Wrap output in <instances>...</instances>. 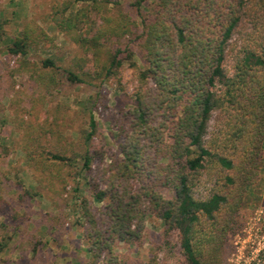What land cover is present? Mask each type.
<instances>
[{
	"label": "rangeland",
	"instance_id": "374dc122",
	"mask_svg": "<svg viewBox=\"0 0 264 264\" xmlns=\"http://www.w3.org/2000/svg\"><path fill=\"white\" fill-rule=\"evenodd\" d=\"M64 1L0 0V264H94L92 247L86 239L89 224L82 217L81 204L87 199L99 214L109 203L108 199L94 202L93 186L97 184L102 191L108 188L116 172L115 162L124 158L120 127L138 104V75L146 69L139 36L156 17L158 0H110L98 4L76 1L69 7L67 14L97 6L84 32L90 29L95 33L109 22L111 31L97 43L98 59L86 54L53 23L54 6ZM92 25L97 28L92 29ZM29 27L34 30V39L28 58L39 64L40 77L29 72L18 74L21 68L14 60L24 57L9 54L13 40L22 38ZM235 39L233 47L235 43L238 47L227 61L230 74L234 56L241 48L240 36ZM118 50L123 66L107 76L102 66L108 65ZM44 60H53L55 67L44 69ZM81 65L91 76V83L68 80L69 71L83 74ZM47 76H53L54 81L49 88H39ZM92 117L97 128L87 142ZM224 121L223 113L214 115L209 139L221 134ZM27 132L40 140L38 151L48 160L44 175L25 163L23 144ZM168 149H163L162 156ZM88 151L94 157L91 169L85 170L83 157ZM54 154L71 158V162L55 161ZM167 163L168 160H159L150 179L145 172L141 177L133 175L132 190L147 186L171 199L173 192L160 187ZM259 166L256 179L248 186L242 185L243 172L232 173L237 179L234 186H227L226 175L216 170L196 175V198L205 200L222 190L241 199L235 215L236 228L226 237L224 264H264V149ZM52 173L59 178L53 180ZM96 264L187 262L178 231L169 229L158 216L147 214L140 238L116 242L113 254H104Z\"/></svg>",
	"mask_w": 264,
	"mask_h": 264
},
{
	"label": "trees",
	"instance_id": "16d2710c",
	"mask_svg": "<svg viewBox=\"0 0 264 264\" xmlns=\"http://www.w3.org/2000/svg\"><path fill=\"white\" fill-rule=\"evenodd\" d=\"M76 1L98 4L110 0H66L56 3L52 14L53 23L62 32L98 59L97 43L111 31L110 24L95 33L90 29L84 32L98 8L93 5L67 14ZM157 6L156 17L139 36L146 69L138 75L137 108L127 114L120 127L124 158L115 162L116 172L105 191L97 184L93 186L94 202L108 199L109 203L99 214L87 199L81 204L82 217L89 224L86 239L92 247L91 261L96 264L104 254L112 255L116 242L140 238L145 217L152 214L178 231L187 264H224L226 237L236 228L241 199L222 190L208 199H198L194 187L196 175L214 170L226 175L227 186L236 185L232 173L243 172L244 186L252 185L257 177L264 149V0H158ZM32 33L29 27L22 38L13 40L9 54L24 57L14 60L21 68L18 74L29 72L40 77L39 64L28 58ZM236 35L240 36L241 48L230 74L227 61L238 47V43L233 47ZM120 54L118 50L108 65L102 66L107 76L123 66ZM43 65L44 69L55 67L53 60H44ZM81 69V76L69 71L68 80L91 83L82 65ZM95 71L101 74L99 69ZM47 77L49 80H42L39 88L50 87L53 76ZM216 113L224 114V128L209 139ZM96 128L92 117L87 142ZM25 137V163L44 175L48 160L38 151L40 140H34L31 132ZM167 147V154L162 156ZM52 157L71 162L62 155ZM93 157L91 152L85 153V170L91 169ZM159 160H168L160 187L173 192L171 199L147 186L132 190L130 184L135 174L141 177L145 172L149 179L154 176ZM52 176L53 180L59 178Z\"/></svg>",
	"mask_w": 264,
	"mask_h": 264
}]
</instances>
